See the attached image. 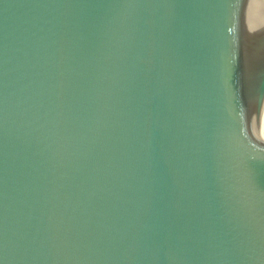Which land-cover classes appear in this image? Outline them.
I'll return each instance as SVG.
<instances>
[{"label":"water","instance_id":"obj_1","mask_svg":"<svg viewBox=\"0 0 264 264\" xmlns=\"http://www.w3.org/2000/svg\"><path fill=\"white\" fill-rule=\"evenodd\" d=\"M0 264H264V0H0Z\"/></svg>","mask_w":264,"mask_h":264}]
</instances>
